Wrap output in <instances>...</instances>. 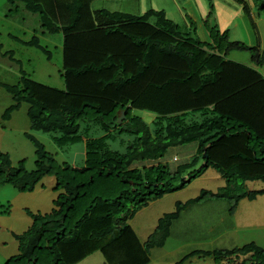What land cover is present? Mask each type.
<instances>
[{
  "label": "trees",
  "instance_id": "16d2710c",
  "mask_svg": "<svg viewBox=\"0 0 264 264\" xmlns=\"http://www.w3.org/2000/svg\"><path fill=\"white\" fill-rule=\"evenodd\" d=\"M95 1L7 0L11 10L22 4L39 16L42 34H62L65 88L39 83L25 72L18 85L0 82L14 102L3 119H11L27 102L32 132L50 134L64 148L85 143L86 162L83 167L58 165L33 133L25 137L36 148L34 170L25 161L13 167L11 156L0 151V185L32 192L45 176L54 175L61 190L51 212L32 214V226L15 234L20 253L6 264H81L97 252L107 264H149V251L166 244L174 222L191 206L226 201L234 213L242 200L264 195V189L248 192L240 183H264V53L220 29L213 0L200 26L208 38L200 35L195 19L182 27L163 10L143 16L94 11ZM236 1L250 13L246 0ZM26 44L51 60L52 52L37 36ZM237 50L251 51L257 66L230 59ZM123 111L127 118L119 124ZM136 111L155 114L154 124L166 122V132L154 136ZM92 127L104 134L89 138ZM124 136L132 138L126 152L110 147ZM190 144H198L197 154L175 172L162 161L170 149ZM202 160L207 165L196 170ZM208 167L226 179L227 187L177 203L144 246L127 219ZM239 252L252 260L238 263ZM195 255L214 257L216 263L236 257L235 264H264V248L255 243L235 250H197L183 262Z\"/></svg>",
  "mask_w": 264,
  "mask_h": 264
},
{
  "label": "rangeland",
  "instance_id": "374dc122",
  "mask_svg": "<svg viewBox=\"0 0 264 264\" xmlns=\"http://www.w3.org/2000/svg\"><path fill=\"white\" fill-rule=\"evenodd\" d=\"M221 1L238 9L242 7L236 0ZM246 1L249 7L253 8V12L242 15L243 19L237 18L230 30L232 39L252 48L256 47L264 53V10L261 8L264 0ZM11 9L12 6H9L7 0H0V82L18 85L21 83L22 72H25L39 83L64 89L62 34H42L43 28L39 16L27 12L22 4L17 10ZM92 9L94 11L107 9L111 12L135 16H143L151 9L163 10L167 19L182 27L187 26L190 20H194L196 13L193 0H97L92 4ZM196 17L198 18L197 14ZM198 23L200 32L204 34L205 30L200 28V20ZM235 30H238V33ZM35 36L52 52L50 61L40 49L26 44ZM11 55L14 56V60L9 57ZM229 58L251 67L257 66L251 51H233ZM260 69L264 74V69ZM13 103L12 96L0 87V151L11 156L13 167L18 168L20 163L25 161L28 170L32 171L36 168L35 164L38 160L36 148L25 137L26 133H33L46 146V150L58 165L63 166L66 163L74 167L85 165V143L64 148L51 137L52 135L32 132L31 121L27 114L29 107L27 102L12 113L11 119H3L6 109ZM136 114L142 116L149 124L154 136L166 132V122L159 126L154 124L158 118L155 114L140 111H136ZM82 130L84 131V127ZM103 134L98 127H92L89 138H99ZM130 138L124 136L116 143H110V147L124 153L132 139ZM197 149L198 144L172 148L162 161L168 162L175 172L179 165L193 159ZM174 157L178 160L175 161ZM156 163L148 162L145 165ZM139 165L141 163L135 164L137 167H140ZM204 166L205 163L202 160L195 169L202 171ZM195 169L189 172H194ZM185 174L188 175V173ZM185 177L187 176L181 175L179 178L184 181ZM57 181L56 176L47 175L32 192H21L12 185H0V264H6L10 258L20 253L15 234H23L32 226V214L43 215L55 208V201L61 193V190L57 188ZM174 182L179 181L175 179ZM240 183L245 185L243 190L248 192L264 189L262 181ZM225 187H227L226 179L216 169L208 167L183 188L150 203L136 213L132 220L127 219V221L145 246L152 239L159 220L175 212L177 203L199 197L204 190L218 192ZM255 201L251 203L249 199L242 200L238 208L233 211L234 214L226 202L227 208L223 207L224 202L214 200L193 205L191 210L183 213L180 219L174 222L166 244L149 251L151 256L149 264H235L236 257L227 258L221 263H216L214 257H204V255H195L185 262L183 260L197 250L207 252L235 250L251 243L264 248V195L259 196ZM239 253L238 263L245 258L252 260L250 255ZM81 264L107 263L102 253L97 252Z\"/></svg>",
  "mask_w": 264,
  "mask_h": 264
},
{
  "label": "crops",
  "instance_id": "0c3cea01",
  "mask_svg": "<svg viewBox=\"0 0 264 264\" xmlns=\"http://www.w3.org/2000/svg\"><path fill=\"white\" fill-rule=\"evenodd\" d=\"M213 2H214L215 10H216V19H217L218 25L220 26V29L222 31L229 30V32H230L231 27L234 25L237 18L243 19L242 15L248 14V13H246V10H244L242 7L238 9L234 6L229 5V4L222 3L221 0H215ZM193 3L195 4V7H196V13L194 16L195 20H197V21L200 20V22H202V20H204L210 12L209 2H208V0H193ZM249 10L251 13L253 12V8L249 7ZM196 14H197L198 18L196 17ZM200 28H203V25ZM235 32L238 33V30H235ZM199 33L202 36L208 37L206 30H205L204 34H202L200 32V30H199ZM230 36H231V40H233L231 32H230ZM233 41H236V40H233ZM262 69H264V67ZM139 166L141 167L143 165L141 164ZM134 167H137V166H134ZM221 202H224V204H225L226 201H221ZM254 202H256V201H251V203H254ZM226 203H228V202H226ZM229 205L230 204L228 203V207H230ZM223 207L227 208V204L223 205ZM190 208H188L184 213H187L189 210H191Z\"/></svg>",
  "mask_w": 264,
  "mask_h": 264
},
{
  "label": "water",
  "instance_id": "95a60500",
  "mask_svg": "<svg viewBox=\"0 0 264 264\" xmlns=\"http://www.w3.org/2000/svg\"><path fill=\"white\" fill-rule=\"evenodd\" d=\"M126 118H127L126 111H123L122 114H121V116H120L119 119H118V123H119V124H122L123 121L126 120ZM205 151H206V149H205ZM206 165H207V163L205 164V166H206ZM184 180H186V178H184ZM156 186H157V185H156Z\"/></svg>",
  "mask_w": 264,
  "mask_h": 264
},
{
  "label": "clouds",
  "instance_id": "9594fccd",
  "mask_svg": "<svg viewBox=\"0 0 264 264\" xmlns=\"http://www.w3.org/2000/svg\"><path fill=\"white\" fill-rule=\"evenodd\" d=\"M175 158H177V157H175ZM175 158H174V160H175ZM177 160H178V158H177ZM177 160H175V161H177Z\"/></svg>",
  "mask_w": 264,
  "mask_h": 264
},
{
  "label": "built area",
  "instance_id": "2783aa9c",
  "mask_svg": "<svg viewBox=\"0 0 264 264\" xmlns=\"http://www.w3.org/2000/svg\"><path fill=\"white\" fill-rule=\"evenodd\" d=\"M175 160H177V158H175Z\"/></svg>",
  "mask_w": 264,
  "mask_h": 264
}]
</instances>
